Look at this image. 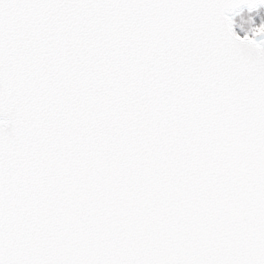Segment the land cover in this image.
Instances as JSON below:
<instances>
[{
	"label": "snow or ice",
	"instance_id": "snow-or-ice-1",
	"mask_svg": "<svg viewBox=\"0 0 264 264\" xmlns=\"http://www.w3.org/2000/svg\"><path fill=\"white\" fill-rule=\"evenodd\" d=\"M264 0H0V264H264Z\"/></svg>",
	"mask_w": 264,
	"mask_h": 264
},
{
	"label": "water",
	"instance_id": "water-1",
	"mask_svg": "<svg viewBox=\"0 0 264 264\" xmlns=\"http://www.w3.org/2000/svg\"><path fill=\"white\" fill-rule=\"evenodd\" d=\"M261 5H264V3L258 4L257 7ZM245 8H248L246 3L242 4L241 9H239L238 12ZM233 19L235 22V30L242 36L246 31H250L252 27L258 26L260 23L264 22V7H260L256 10H244L241 13L236 14Z\"/></svg>",
	"mask_w": 264,
	"mask_h": 264
}]
</instances>
